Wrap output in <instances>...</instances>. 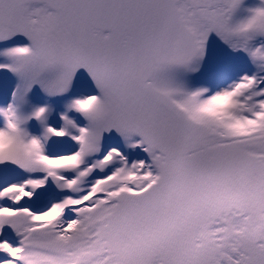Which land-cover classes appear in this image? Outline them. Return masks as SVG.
<instances>
[{"label": "snow or ice", "instance_id": "6c2138e0", "mask_svg": "<svg viewBox=\"0 0 264 264\" xmlns=\"http://www.w3.org/2000/svg\"><path fill=\"white\" fill-rule=\"evenodd\" d=\"M0 264H264V0H0Z\"/></svg>", "mask_w": 264, "mask_h": 264}]
</instances>
